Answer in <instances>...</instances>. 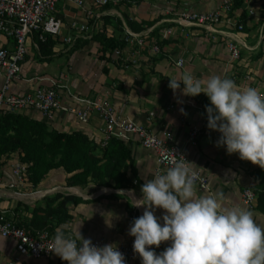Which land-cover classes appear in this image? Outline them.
<instances>
[{
    "label": "crops",
    "instance_id": "1",
    "mask_svg": "<svg viewBox=\"0 0 264 264\" xmlns=\"http://www.w3.org/2000/svg\"><path fill=\"white\" fill-rule=\"evenodd\" d=\"M222 2L143 0L137 5L118 3L106 8L102 32L107 37L121 40L127 28L136 33H148V38L160 47V52L154 56L148 48L139 49L135 55L136 63L126 66L115 58L112 50H103V45L95 38L79 36L71 44L62 41V38L74 35L69 25L73 21L83 22V14L73 2L60 0L55 16L61 21V34L52 38L55 40L52 53L41 54L35 34L31 35L27 40V53L21 62V72L12 82L10 90L23 94L54 82L63 107L84 108L71 98L74 94L107 100L119 117L143 124L159 136L167 133L173 143L184 149L189 161L196 163L197 169H202L200 172L208 177V190H200L196 185L198 194L222 193L224 206L239 205L250 209L256 223L264 227V212L257 207L256 197L250 205L243 202V190L256 184L253 175L256 164L240 159L238 154L229 155L224 147L216 146L220 133L207 128V113L201 105L205 93L192 97L177 90L174 94L168 86L170 78H179L183 73L191 72L196 79L206 80L212 75H220L233 79L239 86L253 87L262 92L264 17L261 14L264 0H244L240 8L234 9L227 19L215 26L217 31L214 33L196 27L182 28L168 21L171 17L166 12L170 9L210 12ZM250 10L254 12L253 16L249 15ZM234 22L241 23L243 29L238 30ZM138 27L141 29H134ZM169 27L172 28L171 33L163 36V31ZM229 40L240 47L237 62L229 61L226 47ZM13 44L12 39L0 37V46L11 49ZM124 50L129 52V47L125 46ZM178 59L183 60L181 67L175 64ZM3 83L4 77L0 75V87ZM21 113L44 121L50 129L82 132L102 145L103 124L95 111L90 113L87 122H81L74 114L64 110L56 111L50 120L36 110ZM193 126L199 129V136L191 145L189 133ZM123 141L130 150L134 168L130 172V167H127L130 185L115 188L88 182L82 186H68L65 172L57 168L49 171L36 187L27 182L14 189L5 187L0 192V206L14 210L19 220H33L38 226L51 224L54 234L63 230L75 236L79 229L84 238L115 244L129 241L132 236L128 233V217L133 212L136 217L143 214L144 208L135 207V200L142 198L141 186L153 179L157 172L151 150L144 148L134 136ZM17 157L15 152L2 157L4 164L0 178L6 183L15 181L11 167L19 163ZM34 209L37 210L35 216L32 215ZM163 213V209H157L155 214L162 216ZM170 243L165 241L155 248L159 253ZM60 262L68 264L57 255L32 257L16 241L0 236V264ZM131 264L141 262L135 260Z\"/></svg>",
    "mask_w": 264,
    "mask_h": 264
},
{
    "label": "clouds",
    "instance_id": "2",
    "mask_svg": "<svg viewBox=\"0 0 264 264\" xmlns=\"http://www.w3.org/2000/svg\"><path fill=\"white\" fill-rule=\"evenodd\" d=\"M168 86L174 94L205 93L207 128L220 133L216 146L264 168V94L228 77L201 80L191 72L170 78ZM200 171L184 157L141 186L134 206L144 211L128 229L141 264H264V227L250 209L224 206L222 193L198 194ZM157 209L164 210L162 216ZM165 241L170 245L157 253ZM48 249L68 264H127L117 244L98 246L79 229L74 237L57 230Z\"/></svg>",
    "mask_w": 264,
    "mask_h": 264
},
{
    "label": "built area",
    "instance_id": "3",
    "mask_svg": "<svg viewBox=\"0 0 264 264\" xmlns=\"http://www.w3.org/2000/svg\"><path fill=\"white\" fill-rule=\"evenodd\" d=\"M60 0H0V37L5 36L13 40V48L7 49L0 46V75L4 77V83L0 87V114L4 111L23 112L26 110H36L47 120L53 118L58 110L68 111L75 115L81 122H87L89 115L95 111L103 124L104 138L102 145L107 144L111 138L127 139L134 136L138 142L146 149L153 152L156 163V172L159 173L167 168L174 166L178 159L188 156L184 149L172 142L169 134L163 133L159 136L148 129L145 125L134 122L130 118H121L118 116L112 105L105 99L94 97L85 98L78 95H71V98L84 106V108H66L61 105L60 98L55 89V83L49 86H41L31 92L16 94L10 90L12 82L19 77L21 72V62L27 53V40L37 34L38 40L44 42L47 35L52 38L60 36L61 21L55 16V11ZM73 2L83 14V22L73 21L69 28L74 30V35L62 38L67 44H71L76 37L92 38L97 33L102 32L103 18L106 15V8L113 7L119 3V0H69ZM235 0H223L217 9L210 12L199 11H178L170 9L166 13L170 15L171 21L182 28L196 27L209 33L216 32L215 26L223 19H227L234 11ZM253 16L254 12L249 11ZM230 21V20H229ZM228 21V22H229ZM230 23V22H229ZM238 30L243 29V25L234 22ZM172 28H166L163 36L171 33ZM124 46L113 49L115 58L123 65L129 63L135 64V55L141 48H148L151 55H157L160 47L156 41L148 38V33H136L125 28L124 35L121 38ZM129 47V52L125 53L124 47ZM229 61L237 62L240 58V47L235 41H227L226 44ZM176 66L181 67L183 60L178 59ZM244 78H248L245 76ZM262 94H264V80L262 82ZM153 114L151 113L150 116ZM199 136V129L192 127L189 133V143L195 144ZM184 156V157H183ZM27 165L15 164L11 167V174L15 178L14 182L6 183L0 178V192L5 187L14 189L22 186L25 182ZM197 185L200 190H208V177L200 172ZM20 194V193H17ZM256 195L251 188L243 190V202L250 205ZM134 218H137L133 212L128 217L130 226ZM17 213L14 210L6 209L0 206V236L16 241L28 254L35 258L52 257L56 254L49 250L52 246L54 232L48 228L38 230H28L25 227L16 224ZM69 235H74L68 233ZM135 237L129 241L116 243L119 250L124 253L127 264L141 258L133 250ZM93 244L103 246L111 243L99 239H91ZM155 248V246H152ZM157 251V250H156ZM158 253V252H157ZM59 264H65L60 262Z\"/></svg>",
    "mask_w": 264,
    "mask_h": 264
},
{
    "label": "trees",
    "instance_id": "4",
    "mask_svg": "<svg viewBox=\"0 0 264 264\" xmlns=\"http://www.w3.org/2000/svg\"><path fill=\"white\" fill-rule=\"evenodd\" d=\"M141 1L143 0H119V4L137 5ZM243 2L244 0H235L234 9L240 8ZM262 6L261 16L264 17V2ZM34 38L41 54L52 53L55 40L50 35L46 36L44 42L38 40L37 34ZM92 38L100 41L103 50H113L125 44L123 40L107 37L104 32L97 33ZM208 102L206 95L201 104L205 110ZM11 152L17 154L19 163L27 165L25 179L33 187L49 171L57 168H62L65 172L68 186H82L93 182L115 188L130 185L127 167H130V172L134 171L130 150L123 139L111 138L107 144L98 145L82 132H60L50 129L44 121L30 118L21 112L4 111L0 114V176L4 164L2 157ZM253 175L256 184L251 189L256 195L257 207L264 212V168L256 165ZM32 215H37L36 209L32 211ZM16 224L28 230L48 228L53 231L51 224L38 226L34 225L33 220L27 222L18 217Z\"/></svg>",
    "mask_w": 264,
    "mask_h": 264
}]
</instances>
